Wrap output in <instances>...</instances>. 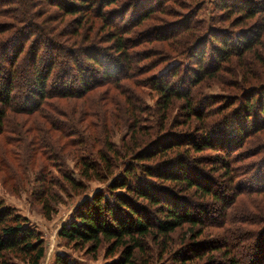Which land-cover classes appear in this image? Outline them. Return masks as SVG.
I'll use <instances>...</instances> for the list:
<instances>
[{
  "label": "trees",
  "instance_id": "1",
  "mask_svg": "<svg viewBox=\"0 0 264 264\" xmlns=\"http://www.w3.org/2000/svg\"><path fill=\"white\" fill-rule=\"evenodd\" d=\"M117 1L47 0L58 10L65 11L66 15L83 14L86 17L85 21L91 17L93 7H96V10L100 9V12L102 7L106 8ZM215 2L218 10L229 15L228 19L235 14L241 16L236 24H240L242 19H253L257 15H264V0H215ZM10 4L19 6L20 14L23 15L21 23L24 26L8 39L1 40L0 44V102L9 110L15 109L22 114L23 108L26 107L21 106L20 101L24 99V102L32 104L27 112L35 113L46 100L80 98L81 95L97 87V82L101 79L110 84H117L119 80L116 79L117 77H130L133 56L129 54V49L137 46L136 40L129 38L132 28L122 25L114 26L111 30L108 37L111 43L107 48L112 55L108 54L107 50L103 53L93 46L73 51L56 42L55 37L50 35L49 29H36L38 34L33 33L29 22L32 18L41 15L31 13L30 10L35 8L31 1L0 0L1 8L9 7ZM152 10L153 8L150 7L136 13L134 11L130 26L133 24L140 26L153 16ZM5 11H0V16L5 17ZM119 16L124 18V14ZM192 16H185L184 19L193 18ZM102 21L112 22L108 17ZM255 27L253 25L230 32L218 30L216 34L208 27L207 33L192 36L193 48L190 50L195 53L192 54V58L196 56L197 70L188 69L192 59L186 55L188 65L183 67V71H180L179 64L174 65L154 78L149 88L158 95L156 105L163 117L174 100L183 101L189 120L197 121L200 117V124L203 125L199 129L200 138L189 133L173 135L164 133L165 135L158 137L155 142L146 144L131 154L123 164L121 172L115 177H112L113 170L117 167L116 162L121 158V152L108 139L105 140L104 151L99 153L97 161L79 160V176L87 181L108 182L107 193L97 191L90 200L79 204L71 220L62 226L59 232L61 239L73 248L87 246L92 253H96L102 245L106 246L107 257L118 254V258L109 264H152L156 255L159 261L167 255V260L170 262L168 264H188L199 260L203 262L205 255L213 254L214 257L215 253L222 254L228 262L223 263L211 258L212 260L203 264H264V254L261 255L259 252L264 251L262 231L254 232L252 237H249V240L253 238V241L247 245L243 242L248 238H243L241 234L224 232L220 240L197 241L187 245L186 247H190L191 250L195 249L190 251L191 255H184L183 251H169L172 246V236L177 231L185 228L186 236L198 240L204 234L205 225L212 226L208 223H217L218 217L222 214L226 218L227 212L223 207H230V201L237 193L234 190L243 191L245 187L247 192L264 191V158L257 163L234 168L235 165L258 156V151L251 156L242 154L238 160L232 156L233 150L240 148L247 136L262 128H256L258 122L249 121L254 107L252 103L247 105L242 113L240 109H233L228 113L230 109H225L223 106L212 109L216 104L213 99L210 100L211 104L205 105L202 109H195L191 97L192 88L201 83L205 77L213 79L220 69L223 70L224 64L229 65L233 59H237L240 65L245 54L252 50L257 40ZM181 28L177 27L178 30ZM183 28L187 30L188 26L184 25ZM158 31L153 33V41L160 43L170 40L177 33L164 35L160 29ZM126 36L128 37L125 38ZM30 38H33L30 51L23 55ZM206 57L212 65H204ZM81 58H84L85 63L81 62ZM253 62H255L254 58ZM259 63L263 66L261 58ZM18 72L23 76L21 80L18 79ZM187 77L190 83L188 87L184 85ZM177 78L179 88L174 83ZM20 87L22 90L19 99L14 100V91ZM204 110L208 111L203 112ZM262 110L263 107L260 111ZM218 113H221V116L215 121L211 120ZM64 134L74 136L76 130L72 128ZM205 151L216 154L215 159L212 158L210 163L194 156ZM220 153L222 157L218 155ZM156 158L158 161L153 163ZM201 165L208 168L206 169L209 172L206 173L208 176L202 171ZM246 167H249L247 171ZM214 174L225 175L227 179L223 180L227 182L221 181L222 184L216 182L212 178ZM236 177H238L237 182L234 181ZM62 178L71 191L77 192L76 194L84 191L81 180H76L66 173ZM39 182H43L42 197L39 202L43 215L49 219L53 213L51 191L44 187V180L40 179ZM233 186H235L234 190ZM228 190L230 195L224 196L223 194ZM187 193L190 194L189 197L185 196ZM193 196L198 197L200 201L223 200L224 204L219 209L215 208L211 216H207L208 213L203 211L209 208L194 203ZM58 200H52L53 204H57ZM210 206H213V203ZM208 242L211 243V251H205L207 250L205 247L209 246L207 244H210ZM153 247L159 250L156 254L151 251ZM43 257L44 243L40 232L29 225L28 219L17 214L0 199V264H39ZM242 259H244L243 263ZM55 264L72 263L68 262L66 257L58 255Z\"/></svg>",
  "mask_w": 264,
  "mask_h": 264
},
{
  "label": "rangeland",
  "instance_id": "2",
  "mask_svg": "<svg viewBox=\"0 0 264 264\" xmlns=\"http://www.w3.org/2000/svg\"><path fill=\"white\" fill-rule=\"evenodd\" d=\"M28 1H31L35 7L30 10L31 13L41 15L38 18H32L29 22L33 33L38 34L36 29H49L50 35L55 37L56 42H60L73 51L93 46L103 53L107 50V53L112 55L107 48L111 43L108 41L109 33L114 26L122 25L132 28L129 38L136 40L137 45L129 49V54L133 56L130 77L119 75L121 78H116L119 79L117 84H110L101 79L97 82V87L81 95L80 98L67 100L52 98L43 102L35 113L27 112L32 104L24 102V99L19 100L21 106L26 107L23 108L22 114L15 109L9 110L0 102V199L17 214L28 219L29 225L40 232L44 243V257L39 264H55L58 255L66 257L72 264H109L118 258V254L107 257L104 245L96 253H92L87 246L73 248L59 236L62 226L71 220L79 204L90 200L97 191L106 192L108 182L87 181L79 176V160L97 161L99 153L104 151L105 140L108 139L121 152V158L117 160V167L113 170L112 177H115L121 172L123 164L131 157V154L146 144L155 142L158 137L165 135L164 133L172 135L189 133L200 138L201 130L199 129L203 126L200 124L201 118L199 117L197 121L189 120L181 100H174L163 117L156 105L158 95L149 88V84L160 73L166 72L174 65L179 64L180 71H183V67L188 65L186 55L192 59L188 69L197 70L196 56L192 58V54L195 53L190 50L193 48L192 36L207 33L208 27L216 34L218 30L238 31L254 25L257 40L252 50L245 54L240 65L237 59H233L231 64H224L223 70L220 69L213 79L205 77L201 83L192 88L193 107L202 109L205 105L211 104L210 100L213 99L216 104L212 105V109L223 106L225 109H230L228 113L233 109H240L242 113L246 110V106L252 103L254 107L249 121L258 122L256 128H262L247 136L240 148L233 150L232 156L238 160L242 154L251 156L258 151L259 155L235 165L234 168L257 163L264 158V15H257L253 19H242L240 24H236L241 16L235 14L228 19L229 15L216 8L215 0H118L113 5L102 7L100 12V9L96 10V7H93L91 17L85 21L86 17L83 14L66 15L65 11L58 10L47 0ZM150 7L153 8L151 18L145 20L140 26L136 24L130 26L134 11L136 13ZM0 11L6 12L5 17L0 16L1 44V40L11 37L16 31L21 30L24 24L21 23L23 15L20 14L18 5L10 4L6 8L0 7ZM121 14H124L123 19L119 16ZM190 15H193V18L184 19L185 16ZM104 16L106 17L103 18ZM107 17L112 22L102 21ZM184 25L188 26L187 30L183 28ZM177 27L182 28L178 30ZM159 29L164 35H170L177 30L178 32L172 35L170 40L160 43L153 41V33L159 32ZM32 41L33 38H30L23 55L29 53ZM208 48L209 46L206 53ZM259 58L262 59L263 66L259 63ZM81 59V62L85 63L84 58ZM208 64L212 65L206 57L204 65L208 66ZM18 76L20 80L23 77L21 72ZM185 81L184 85L188 87L189 77ZM174 83L175 86L180 87L178 78L174 80ZM20 90H22L21 87L15 89L14 100L19 99ZM262 107L263 110L260 111ZM219 116L221 113L214 115L211 120L215 121ZM249 125L251 127V123ZM72 128L76 130L74 136L64 134ZM218 155L222 157L221 153ZM194 156L210 163L212 158L215 159L216 154L205 151ZM157 161L156 158L153 163ZM203 168L201 169L204 174H209L206 170L208 168ZM248 169L249 167L245 168L246 171ZM64 173L76 180H81L84 191L79 194L71 191L63 181ZM212 178L221 184V181L227 182L223 180L227 177L222 174ZM40 179L45 181L44 187L51 191L53 213L49 219L43 215L39 202L43 187V182H39ZM237 179L238 177L234 181L237 182ZM234 191L237 193L230 201V207H223L227 212L226 218L222 214L218 217L217 223H208L212 226L205 225L204 234L198 240L186 236L185 228L177 231L172 236L173 241L169 251H183L184 255H191L190 251L195 249L191 250L190 247H186L187 245L197 241L220 240L224 232H234L241 234L243 238H248L243 242L245 245L253 241V238L249 240V237H252L256 231H262V237H264V223H262L264 222V191L247 192L245 187L243 191ZM189 195L187 193L185 196L189 197ZM223 195H230V190ZM193 197L194 203L206 205L209 208L203 211L208 213L207 216H211L215 208L219 209L224 204L223 200L200 201L198 197ZM54 199H59L57 204H53ZM210 203H213V206H210ZM206 206L204 207L207 208ZM207 245L209 246L205 247L207 248L205 251H211V243ZM151 251L156 254L159 250L153 247ZM259 252L261 255L264 254V251ZM214 255V257L213 254L205 255L202 261L205 263L213 258L223 263L228 262L222 254ZM167 259L168 256L165 255L159 261L156 255L152 264H168L170 262ZM243 261L244 259L242 263ZM203 262L199 260L188 264H203Z\"/></svg>",
  "mask_w": 264,
  "mask_h": 264
}]
</instances>
